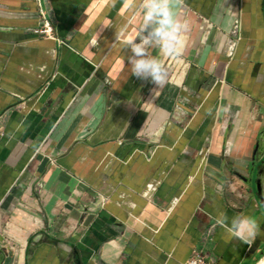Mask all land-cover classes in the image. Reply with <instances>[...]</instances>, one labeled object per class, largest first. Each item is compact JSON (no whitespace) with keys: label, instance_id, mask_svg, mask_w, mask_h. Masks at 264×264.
Here are the masks:
<instances>
[{"label":"crops","instance_id":"obj_1","mask_svg":"<svg viewBox=\"0 0 264 264\" xmlns=\"http://www.w3.org/2000/svg\"><path fill=\"white\" fill-rule=\"evenodd\" d=\"M223 4L184 0L187 43L161 57L153 93L115 40L138 6L0 0V264L257 263L264 0H227L234 17ZM220 213L253 218L252 242L214 226Z\"/></svg>","mask_w":264,"mask_h":264},{"label":"clouds","instance_id":"obj_2","mask_svg":"<svg viewBox=\"0 0 264 264\" xmlns=\"http://www.w3.org/2000/svg\"><path fill=\"white\" fill-rule=\"evenodd\" d=\"M227 0H224L223 7ZM129 7L139 8L141 23L138 28L123 26L115 32L116 42H123L125 48H130L128 56L130 74L142 81H148L156 86L152 91H157L168 78V70L161 57H167L179 62L184 52L190 22L181 19L179 9L184 5V0H125ZM229 17L236 13L231 7H224ZM99 36L93 37L97 42ZM139 41V42H137ZM236 45L233 43L227 50L231 55ZM158 50L160 55H153ZM214 226L223 228L228 237L242 244H250L257 235L255 220L247 216H236L229 222L228 217L220 213L215 218ZM189 264H198L190 261Z\"/></svg>","mask_w":264,"mask_h":264},{"label":"built area","instance_id":"obj_3","mask_svg":"<svg viewBox=\"0 0 264 264\" xmlns=\"http://www.w3.org/2000/svg\"><path fill=\"white\" fill-rule=\"evenodd\" d=\"M40 14L42 16H44V13H43L42 10H40ZM237 31H238V27L236 26V28L234 29V33L236 34ZM40 33L43 34V35H45V36H48L50 38H52V36H53L52 26L49 23V21H47L45 18L43 20V29L40 31ZM194 258L195 259L193 261L198 262V264H206V263H203V261L200 258V254L198 252H194Z\"/></svg>","mask_w":264,"mask_h":264},{"label":"rangeland","instance_id":"obj_4","mask_svg":"<svg viewBox=\"0 0 264 264\" xmlns=\"http://www.w3.org/2000/svg\"><path fill=\"white\" fill-rule=\"evenodd\" d=\"M264 257V253L262 254V256L258 259L257 263ZM256 263V264H257ZM259 264H264V258L260 261Z\"/></svg>","mask_w":264,"mask_h":264},{"label":"trees","instance_id":"obj_5","mask_svg":"<svg viewBox=\"0 0 264 264\" xmlns=\"http://www.w3.org/2000/svg\"><path fill=\"white\" fill-rule=\"evenodd\" d=\"M263 258H264V257H263ZM263 258H262V259H263Z\"/></svg>","mask_w":264,"mask_h":264}]
</instances>
